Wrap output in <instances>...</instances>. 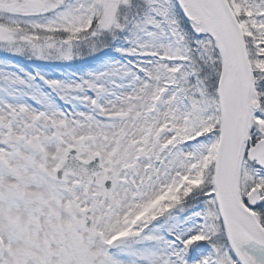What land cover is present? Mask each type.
Wrapping results in <instances>:
<instances>
[{"label": "snow or ice", "instance_id": "6c2138e0", "mask_svg": "<svg viewBox=\"0 0 264 264\" xmlns=\"http://www.w3.org/2000/svg\"><path fill=\"white\" fill-rule=\"evenodd\" d=\"M0 264H264V0H0Z\"/></svg>", "mask_w": 264, "mask_h": 264}]
</instances>
